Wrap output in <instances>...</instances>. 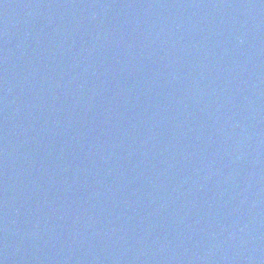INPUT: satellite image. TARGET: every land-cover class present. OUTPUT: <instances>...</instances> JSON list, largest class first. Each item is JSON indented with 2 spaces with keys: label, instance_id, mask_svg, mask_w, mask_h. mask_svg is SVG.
Returning a JSON list of instances; mask_svg holds the SVG:
<instances>
[{
  "label": "water",
  "instance_id": "95a60500",
  "mask_svg": "<svg viewBox=\"0 0 264 264\" xmlns=\"http://www.w3.org/2000/svg\"><path fill=\"white\" fill-rule=\"evenodd\" d=\"M0 264H264V0H0Z\"/></svg>",
  "mask_w": 264,
  "mask_h": 264
}]
</instances>
